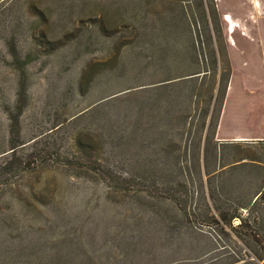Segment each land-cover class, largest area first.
<instances>
[{
	"label": "rangeland",
	"instance_id": "374dc122",
	"mask_svg": "<svg viewBox=\"0 0 264 264\" xmlns=\"http://www.w3.org/2000/svg\"><path fill=\"white\" fill-rule=\"evenodd\" d=\"M230 80L264 134V0H0V264H264Z\"/></svg>",
	"mask_w": 264,
	"mask_h": 264
},
{
	"label": "crops",
	"instance_id": "0c3cea01",
	"mask_svg": "<svg viewBox=\"0 0 264 264\" xmlns=\"http://www.w3.org/2000/svg\"><path fill=\"white\" fill-rule=\"evenodd\" d=\"M234 93V86L232 84V80H230L227 89H226V96L224 98V103H223V107H222V113H221V117L218 123V127L216 130V134H215V142L217 143L218 147H217V152H221L222 150V146L224 145H228L231 146V148H238V147H254L257 148H262L264 147V134L261 135H253L251 133H249V131L244 130L243 133H240L236 136L233 137H229L226 135L222 136V131H223V119L225 117L226 114V110H227V105H228V101L230 99V96ZM245 128V127H244ZM260 129L262 132H264V122L262 121L260 123ZM228 143V144H227ZM250 159L244 158L242 157L241 159H237L236 161H232L229 160L226 156H223L219 154H217L216 159H215V163L214 166H216V169L214 171H212L210 173V178L212 177H217L218 175L224 174L226 173L227 170L233 169H239V168H244L246 166H250L252 164H254L253 162L249 161ZM206 164V163H205ZM204 164V165H205ZM256 165V164H254ZM210 166V163H209ZM257 167L264 173V163L258 161L257 162ZM264 175V174H263ZM263 196V190L259 191L258 193L249 196V199H251V202H248L245 204L244 208H242L243 213H240V216H234L233 219L238 218V220H244L245 217L248 215V209L247 208H251L255 205L258 204V201L261 199V197ZM246 215V216H245ZM232 219V220H233ZM264 223V219H259L258 223Z\"/></svg>",
	"mask_w": 264,
	"mask_h": 264
},
{
	"label": "bare ground",
	"instance_id": "6f19581e",
	"mask_svg": "<svg viewBox=\"0 0 264 264\" xmlns=\"http://www.w3.org/2000/svg\"><path fill=\"white\" fill-rule=\"evenodd\" d=\"M225 20L227 21V23H231L232 29L230 30V32L231 33H234L235 32V26L236 25L234 24L232 18L230 16H228Z\"/></svg>",
	"mask_w": 264,
	"mask_h": 264
}]
</instances>
